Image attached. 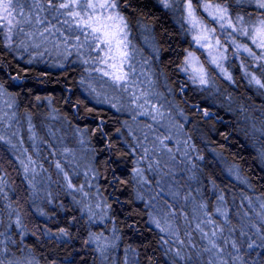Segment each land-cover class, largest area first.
Masks as SVG:
<instances>
[{"label":"trees","instance_id":"obj_1","mask_svg":"<svg viewBox=\"0 0 264 264\" xmlns=\"http://www.w3.org/2000/svg\"><path fill=\"white\" fill-rule=\"evenodd\" d=\"M166 3L169 6L162 0H118L117 11L128 24L131 59L147 66L151 86L177 126V148L181 145L186 152L185 164L173 154L179 161L168 168L161 165L165 178H172L176 186L169 192L157 189L149 176L141 185L143 160L128 130V118L125 112L91 100L82 63H64L52 54L54 50L33 44L19 31L11 40L0 33V95L11 104L21 142L27 143L29 129L44 140L51 114L66 128L82 132L105 209L103 225L94 224L78 202L56 190L50 194L51 204L36 215L24 178L3 168L12 156L0 135V185H6L1 190L16 214L15 219L6 216L0 204L3 264H103L92 246L91 238L98 234L113 236L117 254H110V264H182L185 257L186 264H193L185 251L180 250L184 258L175 257L172 242L177 227L181 230L183 219L187 224L208 219V213L216 222L217 208L227 213L223 236L237 241L244 264H264V248L245 250L247 239L253 240L251 230L261 226L251 214L256 207L264 210L260 207L264 204V88L251 79L255 76L264 82V55L254 57L251 68L227 60L229 81L208 73L207 88L193 86L180 71L193 42L185 24L187 0ZM228 3L232 23L237 16L244 17L242 24L234 25L237 29L251 31L264 19V10L256 8L255 0ZM236 35L242 46L264 53L252 37L240 31ZM26 119L28 129L20 123ZM168 146L172 152L173 145ZM154 216L166 220L165 231L155 227ZM242 229L247 236L240 235Z\"/></svg>","mask_w":264,"mask_h":264},{"label":"rangeland","instance_id":"obj_2","mask_svg":"<svg viewBox=\"0 0 264 264\" xmlns=\"http://www.w3.org/2000/svg\"><path fill=\"white\" fill-rule=\"evenodd\" d=\"M41 2L46 7L45 0H41ZM29 3H31V0H29ZM195 3V15L203 21L204 26L213 29V31L207 33L208 38L206 40L201 39L198 41L196 37L203 33V27L193 28L187 19L186 8L184 9L185 24L193 37L192 51L186 53L180 69L187 81L199 89L208 87L211 80L208 73H213L218 78L229 81L227 60L235 62L239 67L244 64H247L249 68L255 67L254 57L245 52L243 47H237V45H241L235 40L238 31L234 32L232 27L228 26L227 21L223 22L224 27L221 28L220 23L213 21L209 12L205 11L200 0L198 3L196 0ZM108 12H104V15L107 16ZM41 15L47 16L48 14L41 13ZM48 18L51 19L50 16ZM60 19L63 20V17ZM109 23L111 22L109 21ZM233 25L238 26L239 24L234 22ZM56 26L61 27L60 24ZM25 29V32L28 31V33L34 34L32 38H29V41H33V44H40L39 46L48 48L52 52L54 50V53H51L55 54L54 56L64 63L68 61V63L78 62L83 64L88 78L84 84L87 85L88 95L93 102L101 106L109 105L114 110L125 112L128 118V130L133 133L135 139L133 142L137 147L138 154H141L139 160H143L144 169L141 167L142 169L139 170V177L142 176L141 185H143V182L149 181L147 179L149 176L154 181L157 189L162 190L163 188V191L167 192L176 189V186L172 183V178H165L162 166L168 168L170 164L173 166L175 160L179 161V159L173 157V154H177L180 163L185 164L186 152L181 145L179 149L177 148L179 145L177 126L170 118L172 117L171 113L161 104L159 96L151 86L148 68L145 63L139 62L138 59H131L132 55L127 46L123 48V51L129 54L127 62L123 64L120 70L113 69L104 63H99L98 57L105 59L107 65L113 63L119 65L120 57L118 55L114 61L109 59L110 54L107 48H96V42H92L90 46L76 47L78 42L75 35L77 33L68 32L67 26L61 27V32L64 35L45 33L46 39L39 36V32L43 31V26H39V28L26 26ZM65 36L69 38L67 43L64 42ZM80 36V43H83L84 37L82 34ZM189 53L192 55L189 56ZM97 68H102L104 71L113 72L117 75L127 73V76L125 81L117 82L112 76H106L103 72L96 71ZM201 74L207 83H200ZM121 84H126V87H121ZM47 122L48 126H46L44 140L41 139L42 136L40 138L36 137L29 129L26 135L27 143L24 144L20 140V126H18L19 123L14 117L11 104L6 97L0 95V135L4 138V143L10 148L12 156V161L7 157L9 162L3 168L6 170L13 169L15 173L24 178L30 206L36 215H40V209L44 205L51 204L52 197L50 194L53 192L55 194V191L59 190L61 192L60 196L78 202V205L87 213L90 221L94 224L103 225L105 209L96 191L95 172L93 171L86 138L82 135V132L66 128V125L54 114L47 118ZM20 123L25 124V126L23 125L25 129L29 128L28 119L26 121L22 120ZM161 141H163V144H161ZM169 144L173 145L172 152L168 149ZM25 164L28 165L27 171H25ZM57 164L60 165L59 168H57ZM158 166L160 174L157 172ZM2 188L5 189L6 185H0L2 213L15 219L16 214L11 211L9 203L1 190ZM214 215L216 223L223 226L225 217L217 214L216 211ZM251 217L261 224L264 222V210L256 207ZM154 219L159 221L160 228L168 225L166 220H161L163 218L159 220L154 216ZM199 222L200 220L187 224L186 220L183 219L182 228L180 230L177 227V231H179L176 233L179 240L184 241V245L181 246L176 237V240L172 242L174 251L176 252L179 248L182 252H187L186 256L191 257L189 263L193 262V264H209V261L212 260L216 264H222L224 259H229V263L232 264V260L227 255L228 252H232V249L230 251L226 249L224 255H213L201 251L206 241L201 240V233L196 230V225ZM201 226L206 231L211 232L213 230L209 225L202 224ZM155 227L158 226L155 225ZM226 229L227 225L225 231ZM251 232H254L253 240L257 242L256 230L252 229ZM188 233H191V237ZM112 238L111 234H98L96 237L91 238L92 246L102 258L103 264H110L108 258L112 252L117 254V251L112 248ZM189 240H191V243H189ZM248 241L249 238L247 244ZM193 245L197 247H193ZM101 247H103V251L100 250ZM247 249H249L248 245L245 250ZM198 251H200V255L196 254ZM239 253L233 252V255H239ZM185 259L186 257L180 262L186 264L188 261ZM237 261L239 263L236 262V264H240V261ZM120 264H123V261Z\"/></svg>","mask_w":264,"mask_h":264},{"label":"snow or ice","instance_id":"obj_3","mask_svg":"<svg viewBox=\"0 0 264 264\" xmlns=\"http://www.w3.org/2000/svg\"><path fill=\"white\" fill-rule=\"evenodd\" d=\"M45 4L41 0H0V33L5 35V38L8 40L12 39V34L16 31L19 33L32 38L33 33L25 32V27L43 26V31L39 32L41 38L46 39L45 33L49 35H55L56 33L61 32V27L67 26L68 32L77 33L75 39L78 42L76 47L90 46L92 42H96V48L103 49L107 48L110 56L108 57L111 60H116L117 55L120 57V64L115 63L107 65V61L103 58L98 57L99 63H104L106 66L113 69L120 70L125 62L128 60V52L123 51V48L128 46V24L126 18L121 14L117 9L119 8L118 0H45ZM165 3V6H169L166 3V0H162ZM199 0H197V3ZM237 3H240V0H236ZM256 8L259 10H264V0H255ZM203 7L205 11H208L212 20L220 23L221 28L224 27V21H227L228 26L232 27L233 31H240L246 36L253 38V43L257 47L264 48V19H259L256 25L251 31L246 28L237 29L231 20L229 12V3L228 0H211V2L204 3ZM98 10L99 15H98ZM108 10H111L108 12ZM187 19L191 23L193 28L203 27V33L200 36H197L196 39L199 41L201 39L206 40L207 33L213 31V29H208L203 25V21L198 19L195 15L196 8L194 7V0H187L186 5ZM104 12H108V15L105 16ZM41 13H47V16H42ZM264 14V13H262ZM51 17L49 19L48 17ZM63 17V20L60 18ZM55 21V23H53ZM109 21L111 23H109ZM244 21L243 16H237L235 18L236 24H242ZM60 24L61 27L56 25ZM7 29V32H5ZM83 35L84 41L80 43L81 36ZM68 37L65 36V43L68 42ZM219 43V42H217ZM237 47H243L245 52H248L249 55L256 57L258 55H264V53L257 54L251 48L247 46L237 45ZM95 50V49H93ZM192 54L189 53V56ZM87 63V61H85ZM215 62V61H213ZM96 71L103 72L106 76H112L113 79L117 82L125 81L127 73L115 74L113 72L104 71L102 68H97ZM200 83L205 84L207 81L204 79V76L201 74ZM228 79H231L229 76ZM252 81L260 87L264 88V82H261L260 79H257L255 76H252ZM121 87H126V84H121ZM147 102V101H146ZM207 115V113H205ZM163 144V141H161ZM169 151H171L169 149ZM23 163V161H21ZM25 171L28 169V165L25 164ZM60 165L57 164V168ZM71 186V185H69ZM223 199V197H221ZM203 207V205H201ZM264 209V204L260 206ZM217 214L225 217L224 225L216 223L212 218V214L208 213V219L202 220L196 225V230L201 233V240L206 241V244L202 247L201 251L205 253H210L213 255L220 254L224 255L226 249L229 247L232 249V252H228V257L232 260V264H236V261H241V264H244L243 257L239 255H233L234 253H239L241 247L238 246L237 241L229 240L223 236L225 231V226L228 224L227 213L221 212L219 208L216 210ZM159 226V221L156 222ZM202 224L211 226L213 229L211 232L206 231ZM161 231H165L164 228H161ZM229 232L234 231V229H228ZM191 237V233H188ZM240 235L247 236V232H240ZM256 235L259 238V244L255 240L249 238L248 248L254 250L256 247L264 248V222L261 223V226L256 228ZM99 239V238H97ZM177 242L183 246L184 241H180L177 237ZM167 243V241H165ZM191 243V240H189ZM241 245L244 241L239 242ZM193 247H197L193 245ZM103 251V247L100 249ZM200 255V251L196 253ZM175 255L177 257L183 258L181 256L180 249L176 250ZM188 260L191 261V257H188ZM0 264H3V261H0ZM10 264L13 262L10 261ZM209 264H216L214 260L209 261ZM222 264H229V259H224Z\"/></svg>","mask_w":264,"mask_h":264},{"label":"bare ground","instance_id":"obj_4","mask_svg":"<svg viewBox=\"0 0 264 264\" xmlns=\"http://www.w3.org/2000/svg\"><path fill=\"white\" fill-rule=\"evenodd\" d=\"M64 184V183H63ZM149 193V192H148Z\"/></svg>","mask_w":264,"mask_h":264}]
</instances>
